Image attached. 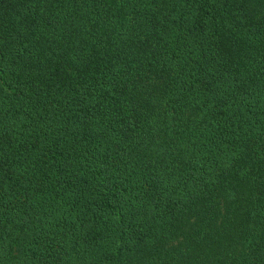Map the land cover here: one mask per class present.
I'll use <instances>...</instances> for the list:
<instances>
[{"label": "trees", "instance_id": "1", "mask_svg": "<svg viewBox=\"0 0 264 264\" xmlns=\"http://www.w3.org/2000/svg\"><path fill=\"white\" fill-rule=\"evenodd\" d=\"M0 264H264V0H0Z\"/></svg>", "mask_w": 264, "mask_h": 264}]
</instances>
